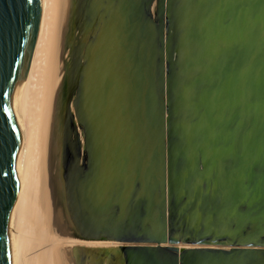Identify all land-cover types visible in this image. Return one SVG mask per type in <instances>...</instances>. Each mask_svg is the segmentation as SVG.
I'll use <instances>...</instances> for the list:
<instances>
[{
    "label": "water",
    "instance_id": "1",
    "mask_svg": "<svg viewBox=\"0 0 264 264\" xmlns=\"http://www.w3.org/2000/svg\"><path fill=\"white\" fill-rule=\"evenodd\" d=\"M35 9L0 0V264ZM74 29L57 226L120 264H264V0H77Z\"/></svg>",
    "mask_w": 264,
    "mask_h": 264
},
{
    "label": "bare ground",
    "instance_id": "2",
    "mask_svg": "<svg viewBox=\"0 0 264 264\" xmlns=\"http://www.w3.org/2000/svg\"><path fill=\"white\" fill-rule=\"evenodd\" d=\"M76 3L42 0L39 15L35 9L12 110L21 151L12 188L9 264H120L114 252H104L119 244L76 239L56 223L58 188L69 165L70 143L76 141L68 122L71 117L77 126L74 107L66 101Z\"/></svg>",
    "mask_w": 264,
    "mask_h": 264
},
{
    "label": "rangeland",
    "instance_id": "3",
    "mask_svg": "<svg viewBox=\"0 0 264 264\" xmlns=\"http://www.w3.org/2000/svg\"><path fill=\"white\" fill-rule=\"evenodd\" d=\"M74 25H73V31H74ZM75 36V32L73 33V37ZM68 53H67V58H68V63L71 62V55H72V51L70 49H68ZM75 139L74 135H73V140Z\"/></svg>",
    "mask_w": 264,
    "mask_h": 264
}]
</instances>
